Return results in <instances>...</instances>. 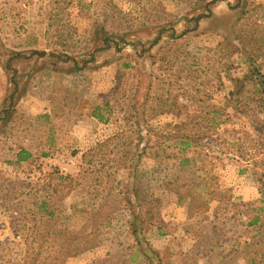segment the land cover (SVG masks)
<instances>
[{
    "label": "rangeland",
    "instance_id": "rangeland-1",
    "mask_svg": "<svg viewBox=\"0 0 264 264\" xmlns=\"http://www.w3.org/2000/svg\"><path fill=\"white\" fill-rule=\"evenodd\" d=\"M263 25L264 0H0V264H90L134 248V213L163 264H264V227L250 225H264V117L211 114L244 75L224 39ZM167 93L181 117L160 114ZM145 101L158 111L140 139L132 106ZM183 134L193 143L172 138ZM22 150L33 158L17 166ZM55 168L75 180L60 206L68 185L43 190ZM41 197L59 206L55 220ZM48 234L86 251L58 255Z\"/></svg>",
    "mask_w": 264,
    "mask_h": 264
},
{
    "label": "trees",
    "instance_id": "trees-1",
    "mask_svg": "<svg viewBox=\"0 0 264 264\" xmlns=\"http://www.w3.org/2000/svg\"><path fill=\"white\" fill-rule=\"evenodd\" d=\"M162 31V29H161ZM166 30L163 32L165 33ZM174 38H179L181 35L176 36L174 33V30H172ZM248 32H242L241 35H236V41L238 45H235L233 43L229 42V39H224V44H228L233 49V52L237 53L241 59L243 60V64L245 65L243 70V77L237 78L234 80L233 88L228 93L227 98L225 99V106L224 107H218L215 109L211 114L213 115V118H215L216 115H219L222 111L226 109L228 106H233L236 110H238L240 113L246 115V117L254 123V125H259L261 122L259 121L260 117H264V74L262 73L264 62V25L263 26H256L254 30L251 31V33L248 36H245ZM173 37V36H172ZM159 40V38L156 40V42ZM222 46V44H220ZM196 63L192 62L190 63V67L195 66ZM224 70H229V66L224 64L223 65ZM161 102V106L159 109L160 114H172L176 118L181 117L182 113H180V109H177V102L176 99H172L171 95L167 93V95H163L162 98H158ZM174 102V103H171ZM147 101L140 104L141 109L137 107L136 104H133L132 110L137 115V125L139 129L140 139H143V134L141 131L143 130L145 125L148 123V121L152 118L151 116H155V114H151V110L158 111L155 107H149L147 109L145 107ZM109 104L106 103V106ZM99 108H96V110ZM53 116L57 117L58 114L53 109ZM150 112V113H149ZM176 112H179V114H176ZM148 119H147V118ZM229 117V116H228ZM228 119V118H226ZM224 120L223 122H226L227 120ZM203 120L205 118L203 117ZM144 124V125H143ZM52 127V126H51ZM54 130L53 128H51ZM50 131V130H49ZM54 133V132H52ZM261 136H264V131H259ZM263 133V134H262ZM50 135V134H49ZM52 137V138H51ZM175 140H180L182 145L189 146V143H193V136H190L187 134H183L182 136H172ZM50 142H54L53 135L48 137ZM160 139H169V136H165ZM159 148H161V144L159 145ZM147 151V147L144 150ZM141 153L137 154V160H133L130 169L136 168L139 159L141 158ZM33 155L29 151L22 150L19 152L17 156V163L20 165L22 162L30 163L32 161ZM58 171L54 170L51 175V180L49 181L47 186L43 187V190L51 189L55 194H60V184L63 182L64 184L68 185V191L61 197H57V200L53 203H56L54 205L60 206V200L62 201L64 198L69 196L71 192L74 189L75 180L70 177H59V174H57ZM55 176V177H54ZM130 176H132L130 174ZM54 178V179H53ZM133 178L130 177V179ZM60 180V182H59ZM55 182H57V185L54 186ZM138 186L134 185L131 189L132 199L133 202H131V206H134V204L140 203V196L138 194ZM260 193L262 197L264 198V185L262 186ZM37 195V194H36ZM36 195H32L34 198ZM47 196V194H46ZM55 195H52V198ZM55 200V199H54ZM39 211L42 213V216L45 218H48L50 220H55L56 217L59 216L60 209L57 206L56 208H53L52 201L53 199L41 197L39 198ZM37 201V202H38ZM134 203V204H133ZM140 205V204H139ZM52 206V207H51ZM141 212V207H140ZM134 218L136 224H133L131 227V233L132 236L136 240V247H127V248H121L114 254H111L107 256L106 258H103L101 260H97L94 262H91L90 264H134L138 257L143 258L148 264H163L161 253L158 250H155L153 246L150 244V242L147 240V238L143 235V226L145 225V220L139 221L141 219V215L139 217V213H134ZM44 219V218H43ZM260 223V227L258 228L263 229L264 225L261 220L260 216H257L252 219L250 222L251 226H257ZM48 238L50 237V241L48 243L50 250H54L58 255H65V258L67 259H75L81 257V255L86 251V249L83 248V245L81 246V242H79L78 238L76 236L71 235H54V234H48ZM39 264V263H38ZM250 264H256V261H253L251 259Z\"/></svg>",
    "mask_w": 264,
    "mask_h": 264
},
{
    "label": "crops",
    "instance_id": "crops-1",
    "mask_svg": "<svg viewBox=\"0 0 264 264\" xmlns=\"http://www.w3.org/2000/svg\"><path fill=\"white\" fill-rule=\"evenodd\" d=\"M18 154H19V153H18ZM18 154L16 153L15 155L18 156ZM11 161H14V162H15V163H14L15 165L20 166V165H18V163H17V159H16V160H11ZM54 170L58 171L57 168H55ZM28 173H30V172H28Z\"/></svg>",
    "mask_w": 264,
    "mask_h": 264
}]
</instances>
